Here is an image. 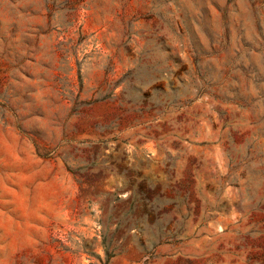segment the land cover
<instances>
[{
    "label": "rangeland",
    "instance_id": "1",
    "mask_svg": "<svg viewBox=\"0 0 264 264\" xmlns=\"http://www.w3.org/2000/svg\"><path fill=\"white\" fill-rule=\"evenodd\" d=\"M0 264H264V0H0Z\"/></svg>",
    "mask_w": 264,
    "mask_h": 264
}]
</instances>
